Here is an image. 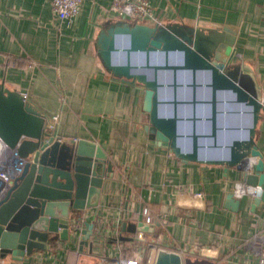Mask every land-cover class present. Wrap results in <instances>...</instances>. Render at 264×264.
<instances>
[{"label":"crops","instance_id":"0c3cea01","mask_svg":"<svg viewBox=\"0 0 264 264\" xmlns=\"http://www.w3.org/2000/svg\"><path fill=\"white\" fill-rule=\"evenodd\" d=\"M148 1L155 23L198 21L236 27V51L253 63L264 97V0ZM111 3L83 0L76 21L67 24L53 13L52 0H0V82L49 119L61 140L94 143L113 169L112 177L103 181L98 206L82 212L83 221L93 225L91 250H79L75 237L0 264H125L126 260L153 264L160 249L192 262L257 264L243 244L256 234L264 237V204L252 210V197L236 196L240 174L235 168L225 176L224 166L182 161L165 148L151 147L143 133L141 87L112 77L99 61L100 31L125 21L109 12ZM205 80L198 79L202 87L196 88L197 100L210 98ZM187 96L191 99V89H177L178 100ZM165 98L172 99V91ZM231 99L229 93L217 94L216 139L221 148L200 150V159H228L227 145L245 137L250 115L240 104H227ZM228 109L233 113L226 114ZM168 113L173 115L172 110ZM177 115L191 117L192 112L178 106ZM261 115L255 142L264 152V112ZM195 116V133L211 135L210 108L199 105ZM178 132L186 136L193 127L182 124ZM180 146L184 153L190 151L183 140ZM19 165L14 152L2 151L0 170L15 172ZM187 184L204 193V198L178 197L177 188ZM228 194L239 199L237 211L226 206ZM143 209L151 216L155 232L138 241L123 232L122 225L129 228L144 222ZM130 237L134 240H123Z\"/></svg>","mask_w":264,"mask_h":264},{"label":"water","instance_id":"95a60500","mask_svg":"<svg viewBox=\"0 0 264 264\" xmlns=\"http://www.w3.org/2000/svg\"><path fill=\"white\" fill-rule=\"evenodd\" d=\"M237 34L236 27L198 21L167 25L118 21L100 31L96 52L112 77L141 87L146 115L143 133L150 146L165 148L182 161L224 166L225 176L229 168H235L240 174L238 183L255 188L251 203L254 210L264 204V152L255 142L264 97L251 61L229 63L236 51ZM200 77L207 79L203 81L210 93L207 101L196 99V88L202 87ZM182 87L187 92L191 89V99L176 98L177 89ZM168 91H172V99L165 98ZM219 92L230 94L232 99L227 104H240L246 109L250 115L247 133L227 145L228 159L203 160L200 150L221 148L216 139ZM199 105L211 110V135L195 133ZM178 106L191 110L192 116L179 117ZM164 110H172L173 115L164 114ZM232 113V109L226 112ZM189 123L193 132L179 134L178 126ZM181 140L191 147L187 153L182 151ZM5 149L14 152L20 165L0 198V261L22 260L44 251L49 244L75 237L79 238V250H91L93 225L83 221L82 212L98 206L103 181L112 177V165L103 151L84 139L61 140L49 119L18 91L0 82V161ZM239 204L234 194L227 195L226 206L232 211H237ZM129 226L123 224L122 231L131 235L155 232L154 224L142 221ZM153 264L212 263L192 262L177 252L160 249Z\"/></svg>","mask_w":264,"mask_h":264},{"label":"built area","instance_id":"2783aa9c","mask_svg":"<svg viewBox=\"0 0 264 264\" xmlns=\"http://www.w3.org/2000/svg\"><path fill=\"white\" fill-rule=\"evenodd\" d=\"M82 3L83 0H52V11L59 20L64 21L67 24H73L80 13ZM109 12L130 23L155 22L152 7L148 0H112ZM242 60L243 57L241 53L234 51L229 59V63L235 65ZM53 120H55L54 117ZM15 175L16 171L9 172L6 169L0 170L1 197L10 187L11 180ZM176 194L178 197H187L194 201L202 200L204 198V193L195 190L192 184L178 187ZM235 194L238 197L250 196L253 198L255 196V188L237 183V185H235ZM142 215L145 223H152V218L146 209H143ZM135 240L143 241L144 234L137 233L135 235ZM243 246L252 253L253 257L257 260V264H264L263 236L256 234L250 240L246 241ZM125 264H139V262L135 260H126Z\"/></svg>","mask_w":264,"mask_h":264},{"label":"rangeland","instance_id":"374dc122","mask_svg":"<svg viewBox=\"0 0 264 264\" xmlns=\"http://www.w3.org/2000/svg\"><path fill=\"white\" fill-rule=\"evenodd\" d=\"M149 248H150V249H152V248L155 249V247H149ZM149 248L147 247V248L145 249V253H146V254H148V251H147V250H150ZM146 258H147V256H146ZM146 258H145V259H146ZM145 259H144V260H145ZM142 262H143V264H146V263H144V262H146V260H145V261H142Z\"/></svg>","mask_w":264,"mask_h":264},{"label":"trees","instance_id":"16d2710c","mask_svg":"<svg viewBox=\"0 0 264 264\" xmlns=\"http://www.w3.org/2000/svg\"><path fill=\"white\" fill-rule=\"evenodd\" d=\"M144 247V245H142ZM133 250L131 251V254H132Z\"/></svg>","mask_w":264,"mask_h":264},{"label":"bare ground","instance_id":"6f19581e","mask_svg":"<svg viewBox=\"0 0 264 264\" xmlns=\"http://www.w3.org/2000/svg\"><path fill=\"white\" fill-rule=\"evenodd\" d=\"M0 198H1V196H0Z\"/></svg>","mask_w":264,"mask_h":264}]
</instances>
